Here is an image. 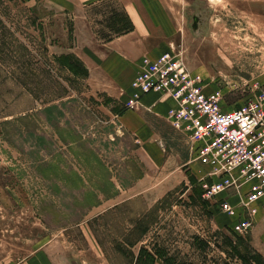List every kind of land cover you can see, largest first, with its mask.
<instances>
[{
    "label": "rangeland",
    "instance_id": "1",
    "mask_svg": "<svg viewBox=\"0 0 264 264\" xmlns=\"http://www.w3.org/2000/svg\"><path fill=\"white\" fill-rule=\"evenodd\" d=\"M124 3L153 19L147 57L178 56L224 109L264 89V0H0V264H264V205L235 233L181 131L128 129L95 67L132 30Z\"/></svg>",
    "mask_w": 264,
    "mask_h": 264
},
{
    "label": "built area",
    "instance_id": "2",
    "mask_svg": "<svg viewBox=\"0 0 264 264\" xmlns=\"http://www.w3.org/2000/svg\"><path fill=\"white\" fill-rule=\"evenodd\" d=\"M199 82L168 53L144 58L127 106L135 108L153 91L175 100L169 118L188 137L195 159L212 178L202 184V198L236 215L233 229L242 234L250 227L248 212L264 205V89L232 111L223 108L219 91L204 95Z\"/></svg>",
    "mask_w": 264,
    "mask_h": 264
},
{
    "label": "crops",
    "instance_id": "3",
    "mask_svg": "<svg viewBox=\"0 0 264 264\" xmlns=\"http://www.w3.org/2000/svg\"><path fill=\"white\" fill-rule=\"evenodd\" d=\"M124 11L133 24L132 30L129 33L103 45L104 47L107 45L106 55L99 61V64L95 65V67L97 69L101 68L116 88L127 89L126 91H128L129 96L132 94L130 82L133 81L132 79L138 70V64L141 58L148 55L155 56L153 52H158V50H161V47H159L156 41L152 39L153 34L151 31L145 32V22L153 27L152 17H147L142 13V11L138 10L135 4L132 3H124ZM137 38H142L141 48L136 46L139 49L138 52H122L121 47L123 44H126L128 48L132 45L133 40ZM151 45L154 46L150 48ZM110 68L123 69L124 73H119L114 78L108 72ZM172 105L173 101L170 98L164 97L157 92L144 94L139 100V107L131 112L132 119L127 120L128 129L136 135L149 132L151 134H158L160 137L159 133H157V131L154 128L152 129L149 125L151 122L149 121L148 116L155 115L156 117L166 120L167 112ZM140 141L142 142L143 140L140 139Z\"/></svg>",
    "mask_w": 264,
    "mask_h": 264
},
{
    "label": "bare ground",
    "instance_id": "4",
    "mask_svg": "<svg viewBox=\"0 0 264 264\" xmlns=\"http://www.w3.org/2000/svg\"><path fill=\"white\" fill-rule=\"evenodd\" d=\"M165 53L170 54L169 52H165ZM165 53H162V54H165ZM162 54H160V55H158V56H156V57H154V58H150V57H147V56L142 57L141 60H140V62H139V64H138V70H137L136 74L139 72V70H140V64H141V62H142V60H143L144 58L156 59V58H158L159 56H161ZM170 55H171V57H173V59H175V60H177V61L180 62V65L182 66L183 72H187V71H188V74H189L190 77H192V78H196V79L200 80L199 85H200L201 88L203 89V91H202L203 94H204V95H210L211 92H206V91L204 90L202 79H201L196 73L191 72V71L187 68V66L184 64V62H183L182 59H180L178 56H175V55H172V54H170ZM135 77H136V75H135ZM131 89H132V94L128 96V100L131 98V96H132L133 93H134V88H133L132 86H131ZM153 92H154V91H153ZM212 92H213V91H212ZM157 93H158V92H157ZM166 97L170 98V99L173 101V105H172V106L170 107V109L168 110V112H167V117H166V118L169 120V122L172 124V126H173L175 129L181 131L180 129L176 128V127L173 125L172 120L169 118L170 110L173 109L174 107H176V102H175V100H174L172 97H170V95H169V96H166ZM239 106H240V105H238V106H236V107H233V108H232V111H233L234 109L238 108ZM138 107H139V100H138L137 104L135 105V108H138ZM225 110H230V109H225ZM181 132H182V131H181ZM182 133H183V132H182ZM183 134H184V133H183ZM184 135H185V134H184ZM185 137H186L187 140H188V137H187L186 135H185ZM188 142H189V140H188ZM189 143H190V142H189ZM190 151H191V144H190ZM191 156L194 157L192 151H191ZM208 171H209V170L206 168V173H208Z\"/></svg>",
    "mask_w": 264,
    "mask_h": 264
},
{
    "label": "trees",
    "instance_id": "5",
    "mask_svg": "<svg viewBox=\"0 0 264 264\" xmlns=\"http://www.w3.org/2000/svg\"><path fill=\"white\" fill-rule=\"evenodd\" d=\"M127 29H128V30H131V29H132V23H131L130 21H129V23H128ZM59 60H60V61H61V60L63 61V60H65V59H62V58H61V59H59ZM140 254L143 255V256H144V255H147L148 258L146 257L145 260H142V256H141L140 258H138L139 261L141 260V262L145 263V262H148V259H149V260H153V262H154V258H153V256H152V254H151V253L149 254L146 250H144V249L141 250Z\"/></svg>",
    "mask_w": 264,
    "mask_h": 264
}]
</instances>
